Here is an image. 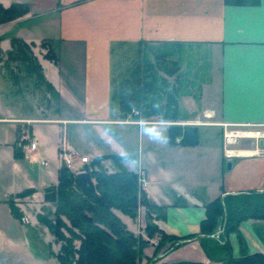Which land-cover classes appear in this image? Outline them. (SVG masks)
Returning a JSON list of instances; mask_svg holds the SVG:
<instances>
[{"label":"crops","instance_id":"obj_1","mask_svg":"<svg viewBox=\"0 0 264 264\" xmlns=\"http://www.w3.org/2000/svg\"><path fill=\"white\" fill-rule=\"evenodd\" d=\"M0 2L30 5L24 16L0 24L3 264H45L43 252L52 235L40 216H53L56 207L45 200V191L58 184L65 154L89 157L90 162H77L79 170L93 162L108 172L144 174L147 183L142 186L139 180L140 190L154 203L152 221L182 244L156 256L158 238L151 239L142 264L153 256L146 264H223L206 253L200 240L208 203L228 194L264 191V0ZM14 37L30 45L42 66L46 94L41 105L34 92L19 102L23 91L15 74L21 80L35 76L10 58ZM50 48L56 61L46 56ZM147 57L154 61L161 87L175 82L169 93L178 97L176 117L122 115L113 99L135 66L140 74L148 66ZM178 124L197 126L199 143H170L169 127ZM231 130L241 134L226 143L224 134ZM136 132L138 153L132 143ZM32 139L37 148L25 151ZM43 153L38 168L32 157ZM26 189L31 193L18 196ZM113 212L136 235L147 237L145 205H139L135 217L118 208ZM223 231L220 224L213 236L227 241L234 257L264 254V218L244 219L237 230Z\"/></svg>","mask_w":264,"mask_h":264},{"label":"trees","instance_id":"obj_2","mask_svg":"<svg viewBox=\"0 0 264 264\" xmlns=\"http://www.w3.org/2000/svg\"><path fill=\"white\" fill-rule=\"evenodd\" d=\"M231 4L257 3L259 0H226ZM30 10L27 3L13 2L5 6L0 2V24L24 16ZM13 49L10 58L19 61L20 69L27 74L44 80L42 66L30 45L19 37L12 39ZM46 56L57 60L55 51L48 49ZM19 64V66H20ZM149 71L158 75L150 65L141 68L139 80L128 77L121 80L113 99L119 104L122 115L131 112L144 96L145 82ZM138 74V73H136ZM17 83L20 75L15 74ZM145 77V78H144ZM48 86L50 84L47 83ZM139 106V105H138ZM156 110H158L156 108ZM175 117V116H173ZM170 143L196 145L199 143V129L193 125H171ZM16 156H20L17 151ZM105 158L98 156V162ZM93 162L80 170H73L65 163L59 171V182L46 188V200L55 204L53 217L41 215V220L52 230L58 240L63 241L57 254L58 264H142L144 248L153 238H158L156 255L164 254L182 244L180 238L167 234L152 221L154 203L140 190L139 177L134 171L121 169L108 172L96 169ZM26 189L18 194L31 193ZM147 207L148 222L145 228L147 237L136 235L113 212V208L135 217L139 205ZM264 218V191L228 194L218 197L207 205V217L201 222V244L206 253L215 259H223V264H264V254L260 252L234 257L227 241L215 239L213 233L224 224L223 234L237 230L240 222L248 218ZM68 231V237L64 231ZM189 237V236H188ZM74 239H79L77 246ZM167 243L170 246L160 252ZM161 257V256H160ZM159 259V257H158ZM162 264H207L199 261L183 260L162 262Z\"/></svg>","mask_w":264,"mask_h":264},{"label":"rangeland","instance_id":"obj_3","mask_svg":"<svg viewBox=\"0 0 264 264\" xmlns=\"http://www.w3.org/2000/svg\"><path fill=\"white\" fill-rule=\"evenodd\" d=\"M148 51L150 53L156 52L153 49H148ZM151 58L154 59V55H151ZM147 60L149 61L148 65L151 64V66L153 67V70H154V66H155L154 65V61H150L148 59V57H147ZM139 70H140V66L139 67L135 66V68L133 69V73L131 74L132 75L131 76L132 79L135 77V78H137L139 80V74H140ZM136 73H138V74H136ZM146 78L147 79H145V82L142 83L143 85H145V87H144V96L145 97H143L142 101L139 102V104H138L139 106L135 105L134 107H132V109H131L132 113L135 112V113H133V115H141V116H143L144 118H147V119H153L157 115H160V114L165 116V117H170V116L171 117H173V116L176 117L177 116V112L179 110V107L177 105L174 106V104H176L178 97H176L175 94H170L169 93L170 90H172L171 86L173 84H175V82L165 81L163 83L162 87H161V82L159 80L155 79L154 72H151V71H149V74L146 76ZM5 84L6 83H4V85ZM18 84H19L20 90L23 91L22 92L23 95L19 94V97H18L19 102L22 101V100L26 101V99L29 98V94H30L29 92H34L35 97L38 100L37 103H39L41 105V103H42L41 100L43 99L42 98L43 91H44V94H46V92L44 90L46 88H45L44 82L42 80L37 79L36 77H35V80H34V78L31 77V78H28V79L20 80V82H18ZM3 89H4V91L5 90L7 91V89H5V88H3ZM156 108L158 110H156ZM132 143H133V147L135 148V151L138 153V145L140 143V138H139L138 132L134 133V139L132 140ZM28 146H29V144L24 146L25 147V151L28 150L27 149ZM38 151L39 152L43 151V148L39 146ZM78 153H80L79 150H78ZM133 154H134V152H133ZM45 156H46V154L43 153V156L41 158L40 157L39 158L32 157L33 159H37V160H35L34 165H37L38 168H39L40 164H41V160ZM30 158H26L25 160L27 162H29ZM78 164H80V163L76 164V168H77ZM88 164H90V163H88ZM141 189H143V187ZM45 200H46V198H45ZM46 201H48V200H46ZM45 215L50 217V218L53 217L52 214L50 215L49 213L45 214ZM127 228H128V226H127ZM48 229H49L48 231H50L52 237H51V242H50L51 244L50 245L48 244L47 246H45V250L43 252L44 256H45L44 261H45V264H54V262L58 260L57 254L61 251V247H62L63 241L58 240L56 238V236L54 235V233L52 232V230L49 227H48ZM64 232H65V234L68 237H71L68 231L65 230ZM47 233H49V232H47ZM60 243H61V246L59 245ZM73 243L78 246L80 244V241H79V239H74L73 238ZM169 246H170V243H167L165 246H163L160 249L161 250L160 252H162V250H165ZM55 254H56V256H55ZM5 258L6 257H4L3 255H0V264H3ZM152 259H154V256L152 258H149L148 261L145 260V262L149 263ZM22 260H23L22 258H19V262H21ZM143 260H144V258H143ZM25 264H31V262H27Z\"/></svg>","mask_w":264,"mask_h":264},{"label":"built area","instance_id":"obj_4","mask_svg":"<svg viewBox=\"0 0 264 264\" xmlns=\"http://www.w3.org/2000/svg\"><path fill=\"white\" fill-rule=\"evenodd\" d=\"M257 133H260V131H257ZM240 134L241 133L238 130H231L229 132H225L224 137H225L226 143H233L235 138L239 137ZM37 145H38V142L32 139L30 140L29 149L34 150L37 148ZM64 161L68 167L72 169H76V164L78 161H81L83 163L89 162V157L88 156L75 157L69 154H65ZM139 180L142 186L146 185L147 182H146V179L143 173L140 175Z\"/></svg>","mask_w":264,"mask_h":264}]
</instances>
